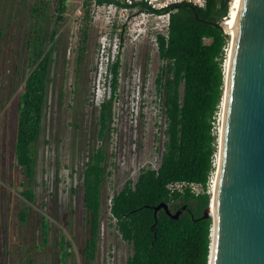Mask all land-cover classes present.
Segmentation results:
<instances>
[{
    "label": "rangeland",
    "instance_id": "obj_1",
    "mask_svg": "<svg viewBox=\"0 0 264 264\" xmlns=\"http://www.w3.org/2000/svg\"><path fill=\"white\" fill-rule=\"evenodd\" d=\"M56 2L0 0V253H8V264H86L84 248L91 227L83 205V172L89 156L103 147L109 175L101 190L91 264H126L132 247L115 230L108 207L127 180L135 182L142 169L160 164L165 124L163 100L155 88L162 67L155 36L165 33V21L137 17L136 11H99L91 3L88 39L82 44L83 6L88 0H67L60 22ZM38 30L45 35L46 51L52 30L56 45L30 179L16 163L14 146L19 92L31 70L29 44ZM81 46L84 54L78 62ZM118 53L121 68L113 122L100 141V104L109 98L108 68ZM27 187L34 195L30 202L22 195ZM21 211L27 215L24 223L19 220ZM63 252L68 253L64 261Z\"/></svg>",
    "mask_w": 264,
    "mask_h": 264
},
{
    "label": "trees",
    "instance_id": "obj_2",
    "mask_svg": "<svg viewBox=\"0 0 264 264\" xmlns=\"http://www.w3.org/2000/svg\"><path fill=\"white\" fill-rule=\"evenodd\" d=\"M67 0H57L56 21L63 20ZM115 3L114 0H88L83 6L84 25L80 38L88 39V8ZM229 0H206L204 8L181 4L164 11L169 13L167 36H155L157 53L162 62L155 79L157 95L163 100L165 129L164 150L157 169H142L135 182L127 180L120 191L110 198V219L122 241L132 247L126 264H208L212 219H203L210 203L206 191L208 175L212 169L213 155L217 152V136L213 134V119L222 103L224 73L223 48L230 37L215 29L211 23L221 22L227 16ZM140 9L146 7L140 5ZM38 13V9H34ZM147 11H150L147 9ZM198 17V21L195 19ZM56 32L49 34V49H45L43 30L35 31L29 44L31 70L18 97V124L15 140V157L25 177L34 174V153L41 134L51 56L56 45ZM209 40V43H205ZM55 41V42H54ZM78 62L84 54L79 48ZM120 54L111 62L109 73V98L100 104L99 139L104 140L111 131L112 108L117 98ZM108 155L99 147L90 156L83 172V205L89 215L91 238L84 248L85 263L95 258L96 237L101 215V190L109 175ZM175 183L200 185L202 192L194 194L189 188L170 190ZM22 195L32 201L31 189ZM160 204L170 213L181 211L177 220L164 210L154 208ZM184 208V209H183ZM20 219L27 215L20 212ZM43 240L46 242L47 225L42 218ZM67 246L70 244L65 243ZM68 253H62V260Z\"/></svg>",
    "mask_w": 264,
    "mask_h": 264
},
{
    "label": "water",
    "instance_id": "obj_3",
    "mask_svg": "<svg viewBox=\"0 0 264 264\" xmlns=\"http://www.w3.org/2000/svg\"><path fill=\"white\" fill-rule=\"evenodd\" d=\"M208 23L231 37L215 190L202 217L212 219L208 264H264V0L238 1L232 34L223 20ZM159 210L181 213L160 204L154 218Z\"/></svg>",
    "mask_w": 264,
    "mask_h": 264
},
{
    "label": "built area",
    "instance_id": "obj_4",
    "mask_svg": "<svg viewBox=\"0 0 264 264\" xmlns=\"http://www.w3.org/2000/svg\"><path fill=\"white\" fill-rule=\"evenodd\" d=\"M115 3L111 4H102L97 5L93 3L95 7L100 10H107V11H120L121 13H129L131 11L137 12V17L147 18V17H155L158 19H163L165 21V35L167 36V30L169 25V13H153L157 11H164L167 9L172 10L173 7L181 5V4H188L193 7L197 8H204L206 5V0H114ZM235 0H229V7L227 16L224 17L222 20L225 21L231 11L234 9ZM140 5H144L146 9L141 10ZM149 9L150 11H147ZM230 37V36H227ZM231 38V37H230ZM231 43V40H230ZM230 43L228 42L227 46L223 48V62H222V69L224 73V79L226 75L227 69V61L230 52ZM213 134L217 136V152L213 155L212 159V169L208 175L207 183H206V193L210 195V201L212 200L214 190H215V182H216V172H217V161H218V138L222 124V103L218 108L217 112L214 115L213 119ZM184 188H189L192 193L199 194L202 192V188L200 185L196 184H186V183H175L169 186L170 190H178L182 191ZM210 204V203H209Z\"/></svg>",
    "mask_w": 264,
    "mask_h": 264
},
{
    "label": "bare ground",
    "instance_id": "obj_5",
    "mask_svg": "<svg viewBox=\"0 0 264 264\" xmlns=\"http://www.w3.org/2000/svg\"><path fill=\"white\" fill-rule=\"evenodd\" d=\"M238 1L239 0H235L234 2V9L231 11L229 17L225 20V30L228 31L229 34H232V24H231V21L233 20V17H234V14H235V11L237 9V5H238ZM213 204H214V201H212L211 205V213L213 214Z\"/></svg>",
    "mask_w": 264,
    "mask_h": 264
},
{
    "label": "flooded vegetation",
    "instance_id": "obj_6",
    "mask_svg": "<svg viewBox=\"0 0 264 264\" xmlns=\"http://www.w3.org/2000/svg\"><path fill=\"white\" fill-rule=\"evenodd\" d=\"M0 139H1V137H0ZM15 147V146H14ZM15 152V151H14ZM0 156H2L1 154H0ZM2 159V158H1ZM17 163V162H16ZM18 165V164H17ZM22 169V168H21ZM23 170V169H22ZM23 173H24V171H23ZM23 176L25 177V174H23ZM27 189H29L28 187H27ZM25 191V190H24ZM23 191V192H24ZM22 192V193H23ZM19 220L22 222V223H24L25 222V220H21L20 219V216H19ZM45 223H46V219H45ZM6 239H4V241H5ZM44 242V241H43ZM5 242L4 243H2V247H5ZM7 255H8V253L7 252H5V251H3V250H1V253H0V264H8V260L6 259L7 258ZM2 259V260H1Z\"/></svg>",
    "mask_w": 264,
    "mask_h": 264
}]
</instances>
